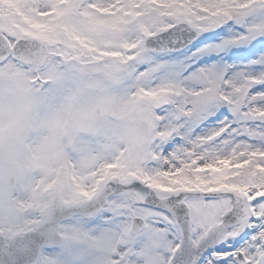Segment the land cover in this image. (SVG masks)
<instances>
[{
	"label": "snow or ice",
	"instance_id": "1",
	"mask_svg": "<svg viewBox=\"0 0 264 264\" xmlns=\"http://www.w3.org/2000/svg\"><path fill=\"white\" fill-rule=\"evenodd\" d=\"M0 264H264V0H0Z\"/></svg>",
	"mask_w": 264,
	"mask_h": 264
},
{
	"label": "clouds",
	"instance_id": "2",
	"mask_svg": "<svg viewBox=\"0 0 264 264\" xmlns=\"http://www.w3.org/2000/svg\"><path fill=\"white\" fill-rule=\"evenodd\" d=\"M63 134H61V136H62Z\"/></svg>",
	"mask_w": 264,
	"mask_h": 264
}]
</instances>
